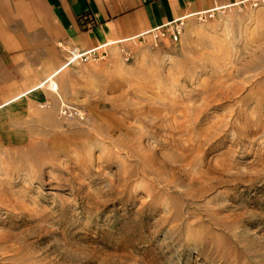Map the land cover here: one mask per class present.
Listing matches in <instances>:
<instances>
[{"label": "rangeland", "instance_id": "rangeland-1", "mask_svg": "<svg viewBox=\"0 0 264 264\" xmlns=\"http://www.w3.org/2000/svg\"><path fill=\"white\" fill-rule=\"evenodd\" d=\"M65 49L58 104L0 131V264H264V7Z\"/></svg>", "mask_w": 264, "mask_h": 264}, {"label": "crops", "instance_id": "crops-1", "mask_svg": "<svg viewBox=\"0 0 264 264\" xmlns=\"http://www.w3.org/2000/svg\"><path fill=\"white\" fill-rule=\"evenodd\" d=\"M245 0H0V131L58 104L64 49H119L154 43L141 34L195 13ZM1 137V134H0Z\"/></svg>", "mask_w": 264, "mask_h": 264}, {"label": "built area", "instance_id": "built-area-1", "mask_svg": "<svg viewBox=\"0 0 264 264\" xmlns=\"http://www.w3.org/2000/svg\"><path fill=\"white\" fill-rule=\"evenodd\" d=\"M248 4L252 7L263 6L264 0H245L240 2H233L232 5ZM221 11L215 9L199 11L195 13V19L198 21H208L215 18ZM185 21L183 18H179L169 22L168 24L150 29L141 34V40L146 37H151L155 42L161 38H166L175 43L180 39L181 33L184 29ZM68 61L88 62L90 60H98L104 57V53H100L96 49L80 50L77 46H69L66 49ZM63 114L75 113L72 107L65 105L62 109Z\"/></svg>", "mask_w": 264, "mask_h": 264}, {"label": "bare ground", "instance_id": "bare-ground-1", "mask_svg": "<svg viewBox=\"0 0 264 264\" xmlns=\"http://www.w3.org/2000/svg\"><path fill=\"white\" fill-rule=\"evenodd\" d=\"M231 6V5H230ZM219 14V13H218ZM184 19V18H183ZM196 20V19H195ZM184 21H185V19H184ZM198 21V20H197ZM185 25H186V21H185V24H184V28H185ZM183 31H184V29H183ZM182 34H183V32L181 33V36H182ZM181 36H180V38H181ZM161 39H166V38H161ZM160 40V39H159ZM158 41V40H157ZM156 41V42H157ZM156 42H154V43H156ZM68 49V48H67ZM66 50V49H65ZM119 52H121V53H123V54H126L127 53V50H125V49H119ZM100 53V55H101V53H104V57L103 58H101V59H104V58H106V53L105 52H103V51H101V52H99ZM101 59H98V60H90V61H99V60H101ZM89 62V61H88Z\"/></svg>", "mask_w": 264, "mask_h": 264}]
</instances>
